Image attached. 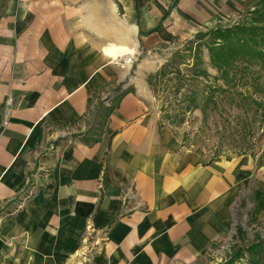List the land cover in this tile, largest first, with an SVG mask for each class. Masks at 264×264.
Segmentation results:
<instances>
[{"label":"crops","instance_id":"0c3cea01","mask_svg":"<svg viewBox=\"0 0 264 264\" xmlns=\"http://www.w3.org/2000/svg\"><path fill=\"white\" fill-rule=\"evenodd\" d=\"M254 2L7 1L0 264H264V164L202 160L148 102L149 55Z\"/></svg>","mask_w":264,"mask_h":264},{"label":"rangeland","instance_id":"374dc122","mask_svg":"<svg viewBox=\"0 0 264 264\" xmlns=\"http://www.w3.org/2000/svg\"><path fill=\"white\" fill-rule=\"evenodd\" d=\"M7 1L0 0V15ZM254 1L248 7L251 10L247 8L226 23L201 31L240 22L251 23L255 19L263 22L264 1ZM254 5L257 11H253ZM197 33L183 38L180 42L168 43V49L161 58L157 52L149 55L150 58L154 56L151 59L154 71L150 74L161 69L189 40H195ZM201 55L208 76L200 77L198 83H188V89L199 92L198 101L204 108L186 110L185 105L179 102L186 87L180 92L177 91L179 76L175 72L169 73L164 79L160 77L161 80L155 84V90L152 89L148 77L151 92L149 104L154 107L164 123L163 126L172 129L174 135L179 137L182 147L191 150L202 160L213 161L247 154L254 157L258 164H264V57L247 55L237 59L225 80L218 68L212 64L207 47H203ZM187 59L188 62H193L191 56ZM182 69L183 73H189L185 65ZM217 86L222 89H217ZM244 224L248 229L247 233L255 240L264 238V222L261 221L255 226H251L249 221Z\"/></svg>","mask_w":264,"mask_h":264},{"label":"trees","instance_id":"16d2710c","mask_svg":"<svg viewBox=\"0 0 264 264\" xmlns=\"http://www.w3.org/2000/svg\"><path fill=\"white\" fill-rule=\"evenodd\" d=\"M248 10H251V8ZM253 11H257V8L255 7ZM262 44L264 45V21L261 22L258 19L253 20L251 23L240 22L226 27H214L206 32L199 31L195 40H189L183 46V49L177 50L161 69L148 76L149 83L152 89L155 90V84L161 80L160 77L164 79L169 73L175 72L179 76L177 91L180 92L184 86L186 87L179 102L185 105L186 110L204 108L205 106L198 101L199 92L188 89V83H198L200 77L208 76L201 55L203 47L208 48L212 64L218 68L221 75L227 80L231 66L237 59L247 55L264 57ZM189 56L192 57V63L188 62L187 57ZM183 65L189 73H183ZM219 88L222 89L217 86V89ZM163 125L164 123L160 120V127H164ZM256 246L252 245L250 249L255 250ZM240 254L241 249H239Z\"/></svg>","mask_w":264,"mask_h":264},{"label":"built area","instance_id":"2783aa9c","mask_svg":"<svg viewBox=\"0 0 264 264\" xmlns=\"http://www.w3.org/2000/svg\"><path fill=\"white\" fill-rule=\"evenodd\" d=\"M235 226H234V232L232 233V237L226 242V243H224L222 246H221V249L222 250H226L228 253H230V255H232L233 254V245H234V242H235V240H234V238H233V236L237 233V231H238V226H239V223L238 222H236L235 224H234ZM248 229H247V227L245 226V225H243V231H247ZM221 257H223L222 259H225V255H222L221 254ZM229 258H231V256L229 257ZM228 260V259H227ZM226 260V261H227Z\"/></svg>","mask_w":264,"mask_h":264},{"label":"bare ground","instance_id":"6f19581e","mask_svg":"<svg viewBox=\"0 0 264 264\" xmlns=\"http://www.w3.org/2000/svg\"><path fill=\"white\" fill-rule=\"evenodd\" d=\"M109 51H111L112 58H118L119 56H124L126 53H133L132 49H128L126 47H119L116 45H111L109 48Z\"/></svg>","mask_w":264,"mask_h":264}]
</instances>
